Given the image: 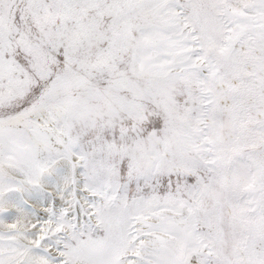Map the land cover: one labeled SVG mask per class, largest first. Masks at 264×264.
<instances>
[{"label":"snow or ice","instance_id":"6c2138e0","mask_svg":"<svg viewBox=\"0 0 264 264\" xmlns=\"http://www.w3.org/2000/svg\"><path fill=\"white\" fill-rule=\"evenodd\" d=\"M0 264H264V0H0Z\"/></svg>","mask_w":264,"mask_h":264}]
</instances>
